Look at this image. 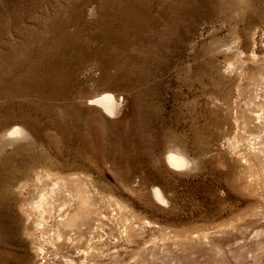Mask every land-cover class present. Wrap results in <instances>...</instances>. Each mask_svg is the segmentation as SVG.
<instances>
[{
    "label": "rangeland",
    "instance_id": "374dc122",
    "mask_svg": "<svg viewBox=\"0 0 264 264\" xmlns=\"http://www.w3.org/2000/svg\"><path fill=\"white\" fill-rule=\"evenodd\" d=\"M0 264H264V0H0Z\"/></svg>",
    "mask_w": 264,
    "mask_h": 264
},
{
    "label": "bare ground",
    "instance_id": "6f19581e",
    "mask_svg": "<svg viewBox=\"0 0 264 264\" xmlns=\"http://www.w3.org/2000/svg\"><path fill=\"white\" fill-rule=\"evenodd\" d=\"M90 100L92 101V105L97 106L103 113L109 114L111 117H117L120 114L124 115L126 113L127 104L124 98L115 95L113 92L103 91L102 93L92 97ZM9 134L14 138H18L24 137L28 133L23 127H16ZM167 161L174 168L187 167L190 163L188 157L179 152L169 153L167 156ZM61 191L62 190L59 188L58 184H54L48 192L40 193V198L35 202V208L38 210V212L43 213L48 201L53 200V197ZM153 195L156 200L162 203L168 202L163 191L158 186L153 187ZM58 214L61 216L60 219L63 220L64 218L62 215L64 214L62 208L59 209ZM43 224V222H38L36 227L41 228L43 227ZM42 252V247H37L36 255L39 259L41 258Z\"/></svg>",
    "mask_w": 264,
    "mask_h": 264
}]
</instances>
